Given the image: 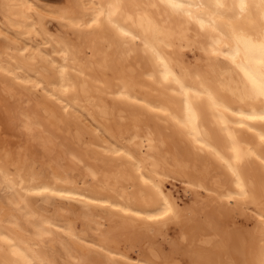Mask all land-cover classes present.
<instances>
[{"label":"bare ground","instance_id":"bare-ground-1","mask_svg":"<svg viewBox=\"0 0 264 264\" xmlns=\"http://www.w3.org/2000/svg\"><path fill=\"white\" fill-rule=\"evenodd\" d=\"M178 2L0 0V264L264 253V0Z\"/></svg>","mask_w":264,"mask_h":264},{"label":"snow or ice","instance_id":"snow-or-ice-1","mask_svg":"<svg viewBox=\"0 0 264 264\" xmlns=\"http://www.w3.org/2000/svg\"><path fill=\"white\" fill-rule=\"evenodd\" d=\"M164 2L167 4L168 7L172 8V9H181L184 7V5L179 3L178 0H164ZM222 6L223 5H221V4L217 5V7H222ZM124 35H127V33H124ZM257 94L258 95H264V90H261ZM260 118L264 119V116H261ZM165 214H167V213H165ZM255 264H264V253L261 254L260 258L255 262Z\"/></svg>","mask_w":264,"mask_h":264},{"label":"rangeland","instance_id":"rangeland-1","mask_svg":"<svg viewBox=\"0 0 264 264\" xmlns=\"http://www.w3.org/2000/svg\"><path fill=\"white\" fill-rule=\"evenodd\" d=\"M53 24H55V23L53 22ZM12 139L15 140V139H16V136H13ZM11 141H12V140H11ZM178 189L180 190L179 193H180L181 195H183V190H182L183 188H178ZM174 230H176V231H175V232L170 231V235L173 236V237H174L175 235L178 236V235H179V229L176 227L175 229H173V231H174ZM162 244H163V246L165 247V249H166V251H167V254H170V253L172 252L171 243H169V242H165V241H164V242H162ZM172 254H173L175 257L178 255L177 252H172ZM175 257H174V258H175Z\"/></svg>","mask_w":264,"mask_h":264}]
</instances>
